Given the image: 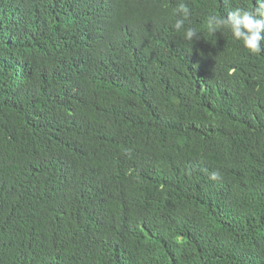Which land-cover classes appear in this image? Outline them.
Returning <instances> with one entry per match:
<instances>
[{"label":"trees","instance_id":"1","mask_svg":"<svg viewBox=\"0 0 264 264\" xmlns=\"http://www.w3.org/2000/svg\"><path fill=\"white\" fill-rule=\"evenodd\" d=\"M178 2L0 0V264H264L255 0Z\"/></svg>","mask_w":264,"mask_h":264},{"label":"clouds","instance_id":"2","mask_svg":"<svg viewBox=\"0 0 264 264\" xmlns=\"http://www.w3.org/2000/svg\"><path fill=\"white\" fill-rule=\"evenodd\" d=\"M175 23L173 28L181 32L185 41L189 43L194 38H202L198 29L191 26L190 18L192 10L185 0H179L173 9ZM205 28L210 36L216 33L223 34L226 30L231 38L238 43L248 54L259 56L264 54V0H255L253 7L249 9L235 8L221 15L213 13L205 19ZM218 172H213L210 179L217 180Z\"/></svg>","mask_w":264,"mask_h":264}]
</instances>
